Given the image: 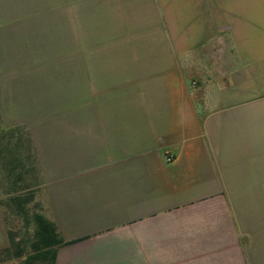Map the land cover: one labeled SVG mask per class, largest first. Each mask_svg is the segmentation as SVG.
<instances>
[{
    "label": "crops",
    "instance_id": "1",
    "mask_svg": "<svg viewBox=\"0 0 264 264\" xmlns=\"http://www.w3.org/2000/svg\"><path fill=\"white\" fill-rule=\"evenodd\" d=\"M17 127L54 264H264V0H0Z\"/></svg>",
    "mask_w": 264,
    "mask_h": 264
},
{
    "label": "trees",
    "instance_id": "2",
    "mask_svg": "<svg viewBox=\"0 0 264 264\" xmlns=\"http://www.w3.org/2000/svg\"><path fill=\"white\" fill-rule=\"evenodd\" d=\"M0 145V190L5 195L0 207L9 241L7 248L0 249V264H54L56 249L64 241L29 190L37 185L39 174L29 133L21 127L2 131ZM11 221L21 227L12 229Z\"/></svg>",
    "mask_w": 264,
    "mask_h": 264
},
{
    "label": "rangeland",
    "instance_id": "3",
    "mask_svg": "<svg viewBox=\"0 0 264 264\" xmlns=\"http://www.w3.org/2000/svg\"><path fill=\"white\" fill-rule=\"evenodd\" d=\"M35 10L36 8H27V10ZM42 26H43V29H50V26L51 24H49L48 22L47 23H42ZM86 107L85 108H90V110L92 109H96V105L94 104H84ZM59 106L60 104L59 103H53V111L54 110H59ZM80 109H83V104L82 103H72L70 104V110L71 111H77V110H80ZM50 124L49 121H45V120H42V123H44V125L46 124ZM53 126V125H52ZM10 225H11V228L14 229V228H18V227H21L20 224L17 222V221H11L10 222Z\"/></svg>",
    "mask_w": 264,
    "mask_h": 264
}]
</instances>
